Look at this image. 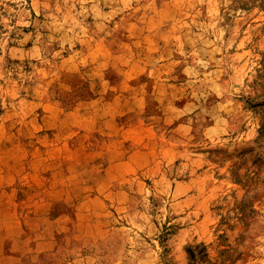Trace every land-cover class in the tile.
Returning <instances> with one entry per match:
<instances>
[{
	"label": "rangeland",
	"instance_id": "1",
	"mask_svg": "<svg viewBox=\"0 0 264 264\" xmlns=\"http://www.w3.org/2000/svg\"><path fill=\"white\" fill-rule=\"evenodd\" d=\"M0 264H264V0H0Z\"/></svg>",
	"mask_w": 264,
	"mask_h": 264
}]
</instances>
